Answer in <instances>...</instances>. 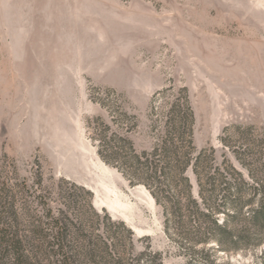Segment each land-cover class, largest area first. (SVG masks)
<instances>
[{
	"label": "rangeland",
	"instance_id": "obj_1",
	"mask_svg": "<svg viewBox=\"0 0 264 264\" xmlns=\"http://www.w3.org/2000/svg\"><path fill=\"white\" fill-rule=\"evenodd\" d=\"M174 100L191 107L197 150L264 178V0H0V187L41 180L57 206L76 185L133 230L131 256L199 264L151 191L99 153L104 132L151 149ZM208 255L263 264L264 245Z\"/></svg>",
	"mask_w": 264,
	"mask_h": 264
},
{
	"label": "trees",
	"instance_id": "obj_2",
	"mask_svg": "<svg viewBox=\"0 0 264 264\" xmlns=\"http://www.w3.org/2000/svg\"><path fill=\"white\" fill-rule=\"evenodd\" d=\"M193 123L189 103L174 100L161 139L151 149L104 132L99 153L151 191L162 205L166 230L175 227L190 242L193 253L200 254L199 264H220L209 258V250L238 252L264 245V178L255 176L252 165L238 154L254 183L235 163H214L197 150ZM190 168L199 197L192 191ZM75 186L60 191L57 206L43 192L41 180L15 191L0 187V264H150L144 256L151 251L131 256L133 230L106 210H97L91 200L82 203ZM18 195L28 198L23 206H17ZM219 214L224 216L221 223ZM210 242L216 244L206 248Z\"/></svg>",
	"mask_w": 264,
	"mask_h": 264
}]
</instances>
